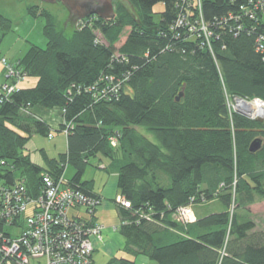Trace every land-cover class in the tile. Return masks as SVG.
<instances>
[{
	"label": "trees",
	"instance_id": "1",
	"mask_svg": "<svg viewBox=\"0 0 264 264\" xmlns=\"http://www.w3.org/2000/svg\"><path fill=\"white\" fill-rule=\"evenodd\" d=\"M128 1L135 16L115 1L114 20L93 16L70 33L49 11L28 9L45 20L47 45L32 46L18 62L36 84L0 105L2 177L13 181L23 170L27 185L39 187L42 173L59 177L71 165L70 186L101 199L93 182L83 181L101 155L116 167L118 190L130 205L118 208L127 254L157 264H264V230L238 213L264 199V120L230 106L236 96L264 103V0H201L210 47L176 26L188 11L189 23L200 18L196 0ZM159 4L165 10L156 13ZM12 29L0 13L2 35ZM36 108L61 111L58 132L72 128L67 153L45 158L43 167L25 154L35 135L50 131L25 114ZM256 140L262 147L251 154ZM212 202L224 212L177 222L180 207Z\"/></svg>",
	"mask_w": 264,
	"mask_h": 264
},
{
	"label": "built area",
	"instance_id": "2",
	"mask_svg": "<svg viewBox=\"0 0 264 264\" xmlns=\"http://www.w3.org/2000/svg\"><path fill=\"white\" fill-rule=\"evenodd\" d=\"M194 6L198 8L200 18L194 24L189 23L192 13L188 11L187 15L178 19L176 26L189 30L194 38L204 40L210 47L213 34L202 19L201 0H196ZM260 49L264 52L263 45ZM0 64L10 81L0 83L2 105L19 91L21 82L27 76L18 64H9L1 55ZM119 90L117 86L111 94L117 95ZM238 106L241 110L247 109L245 102H240ZM260 110L264 117V103L260 104ZM25 114L30 115V112ZM70 129L68 126L63 131L65 136L68 137ZM52 137L50 135L49 139ZM110 144L116 148L117 139L111 138ZM2 169L0 166V264H93V239L103 241L104 227L93 222L102 199L70 186L64 174L55 177L42 173L40 186L31 188L25 179H4ZM115 204L130 208L121 196ZM176 220L183 225L194 224L197 218L193 205L180 207Z\"/></svg>",
	"mask_w": 264,
	"mask_h": 264
},
{
	"label": "rangeland",
	"instance_id": "3",
	"mask_svg": "<svg viewBox=\"0 0 264 264\" xmlns=\"http://www.w3.org/2000/svg\"><path fill=\"white\" fill-rule=\"evenodd\" d=\"M31 7H38L42 10L49 11L52 15L55 16L57 23L59 24V28L68 33L73 31V29L75 27L77 28L80 24L79 23L77 26L72 25V22L68 21L70 19L69 13L64 8V6L60 4L49 5L42 3L40 0H0V13L10 19L13 23L12 31L5 35H2V33L0 32V55L6 58L11 65H17L19 60L25 57L32 46L45 48L47 45V40L44 36L43 31L45 20L42 18H32L28 12V9ZM154 10L156 13H161L165 10V7L163 4H159L155 7ZM0 68L1 70H4V67L1 64ZM36 82V79L26 78L21 82L19 88L32 87L36 84ZM256 101L257 100H244L246 106H250L251 104H259ZM230 104L233 111L236 112V110L239 109L237 108L238 106L233 102H230ZM242 111L244 113H247L250 116V119H264V117L261 116V110L259 111V113L257 111L255 113L248 109H243ZM32 117H34V115ZM139 130L141 132L144 131V129ZM53 135L56 138L53 141L49 140L47 136L43 135H35L32 138L29 148H27L25 154L30 155L33 163L43 167L46 165L45 158H48L50 160L60 159L67 153L68 148H61L60 145V139L65 140L63 133L53 131ZM152 140L155 141L154 137H152ZM112 163L113 162L109 158L101 155L91 159L90 166L85 172L83 181H94L96 187H101L108 182L112 184L114 174L117 173ZM114 165L116 166V164ZM75 174V169L71 165H66L64 177L67 180H72ZM162 177L167 179L165 175H162ZM15 178L17 180H27V178L30 177L26 173H24L23 170H18L15 172ZM107 203L111 205V209L110 211L104 212L103 214H99L100 219H102L106 225L116 227L117 232H119L121 223L116 207L119 208L120 206L115 204V207V205L111 201H108ZM216 204L219 203L217 202ZM217 206L219 205L201 203L194 207L201 208L202 210L203 208H205L207 210L214 211L215 208L217 209ZM194 207L193 211L195 214ZM219 208L223 210L222 206H219ZM238 213L243 217V220H251L255 222V224H257L261 229H264V199H258V201L253 206H250L246 211L238 210ZM118 257L121 259L122 257L127 256L123 252H121ZM109 262L110 261H108V259H106L103 255H100V257L97 259L96 264H108Z\"/></svg>",
	"mask_w": 264,
	"mask_h": 264
},
{
	"label": "crops",
	"instance_id": "4",
	"mask_svg": "<svg viewBox=\"0 0 264 264\" xmlns=\"http://www.w3.org/2000/svg\"><path fill=\"white\" fill-rule=\"evenodd\" d=\"M6 81H7V78H6L5 70H1V68H0V82H6ZM29 112L32 116L34 115L35 118H38V119L44 121L49 126V128H50L49 135L52 134L53 137L51 139H49V135H48L47 138L49 140H52V141L54 139H56L53 135V131H58V129L60 128V126L63 122L61 111H59V110L48 111V110L36 108V109L30 110ZM63 135L65 137V140L60 139L61 148H68L67 137L65 136L64 133H63ZM115 169H116V167H115ZM105 170H107V169H105ZM116 172H117V169H116ZM87 182H93V194L100 197L103 201L102 205L98 208V210L94 216V219H93V222L99 223L104 227L103 241L93 239V243H94V247H95V252H94V256H93V264H96L97 259L100 257V255H103L106 259H108V261H110L113 258H119L118 255L121 252H123L127 256V257H122L121 259H124V258L128 259L130 261H133L135 264H157L154 261L147 258L146 256L139 255V256L134 257L132 255L127 254L125 252V249L127 247V241L123 238L120 231L117 232L116 227L106 225L104 223V221L102 219H100L99 214H103L104 212L110 211V209H111V205L108 204L107 202L111 201L115 205V200L121 196L120 192L118 190V186H117V184H118V172L116 174H114L112 184L108 182L101 187H96V184L94 183V181H87ZM216 203L217 202H213V203H210V205L222 206L220 203L219 204H216ZM219 206H217V209L215 208L214 211L213 210L212 211L207 210L205 208H203V210H202L201 208L194 207L197 219L206 218V217L213 215V214L223 213L224 208H223V210H221L219 208ZM115 207H116V205H115ZM116 210L118 211L117 207H116ZM120 223H122L121 219H120ZM257 229L264 230V229H261L258 225H257Z\"/></svg>",
	"mask_w": 264,
	"mask_h": 264
},
{
	"label": "water",
	"instance_id": "5",
	"mask_svg": "<svg viewBox=\"0 0 264 264\" xmlns=\"http://www.w3.org/2000/svg\"><path fill=\"white\" fill-rule=\"evenodd\" d=\"M44 4L55 5L60 2L67 12L70 15V19L68 21L72 22V25L77 26L80 22L96 16L101 20L112 21L116 18L115 6L114 2H119L124 9L129 12L131 15L135 16V11L132 8L130 2L128 0H40ZM67 21V22H68ZM180 95L177 98V101H180ZM240 102H244V100L240 97H233V103L238 106ZM259 104H262L261 101H256ZM239 108V106L237 107ZM236 113L250 118L247 113H244L240 108L236 110ZM252 119V118H251ZM261 119L259 121H263ZM262 147V142L260 140L254 141L250 146V153H257Z\"/></svg>",
	"mask_w": 264,
	"mask_h": 264
},
{
	"label": "bare ground",
	"instance_id": "6",
	"mask_svg": "<svg viewBox=\"0 0 264 264\" xmlns=\"http://www.w3.org/2000/svg\"><path fill=\"white\" fill-rule=\"evenodd\" d=\"M246 108L250 111H253L256 113V111L259 113L260 111V104H251L250 106H246ZM65 174V173H64ZM66 179V178H65ZM67 180V179H66ZM27 181V180H26ZM94 256V255H93Z\"/></svg>",
	"mask_w": 264,
	"mask_h": 264
},
{
	"label": "flooded vegetation",
	"instance_id": "7",
	"mask_svg": "<svg viewBox=\"0 0 264 264\" xmlns=\"http://www.w3.org/2000/svg\"><path fill=\"white\" fill-rule=\"evenodd\" d=\"M58 4L62 5L60 2H58L56 5H58Z\"/></svg>",
	"mask_w": 264,
	"mask_h": 264
}]
</instances>
